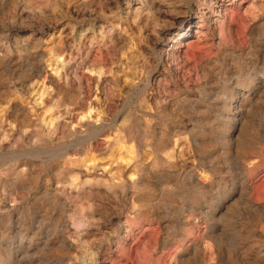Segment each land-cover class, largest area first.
<instances>
[{
	"label": "rangeland",
	"instance_id": "1",
	"mask_svg": "<svg viewBox=\"0 0 264 264\" xmlns=\"http://www.w3.org/2000/svg\"><path fill=\"white\" fill-rule=\"evenodd\" d=\"M0 264H264V0H0Z\"/></svg>",
	"mask_w": 264,
	"mask_h": 264
},
{
	"label": "bare ground",
	"instance_id": "2",
	"mask_svg": "<svg viewBox=\"0 0 264 264\" xmlns=\"http://www.w3.org/2000/svg\"><path fill=\"white\" fill-rule=\"evenodd\" d=\"M215 1H216V0H215ZM206 2H207V1H206ZM220 2H221V1H220ZM220 2H219V3H220ZM208 3H209V2H208ZM213 3H214V2H213ZM219 3H218V4H219ZM219 5H220V4H219ZM219 5H218V6H219ZM211 6H212V5H211ZM212 9H213V8H212ZM216 11H217V10H216ZM215 14H216V13H215ZM211 21H212V20H211ZM213 22H214V21H213ZM215 27H216V26H215ZM217 28H218V27H217ZM58 71H59V70H58ZM62 71H64V70H62ZM261 80H262V79H261ZM149 81H150V80H149Z\"/></svg>",
	"mask_w": 264,
	"mask_h": 264
}]
</instances>
